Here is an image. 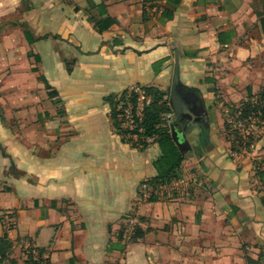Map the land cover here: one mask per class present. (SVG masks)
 Segmentation results:
<instances>
[{"label":"crops","instance_id":"0c3cea01","mask_svg":"<svg viewBox=\"0 0 264 264\" xmlns=\"http://www.w3.org/2000/svg\"><path fill=\"white\" fill-rule=\"evenodd\" d=\"M259 11L251 0H0V264H247L264 243V120L242 150L226 122L264 86ZM176 55L196 112L169 121L193 153L143 195L158 143L123 139L105 97L134 86L169 97Z\"/></svg>","mask_w":264,"mask_h":264},{"label":"trees","instance_id":"16d2710c","mask_svg":"<svg viewBox=\"0 0 264 264\" xmlns=\"http://www.w3.org/2000/svg\"><path fill=\"white\" fill-rule=\"evenodd\" d=\"M263 11H259L261 14ZM261 23L264 26V19L261 18ZM45 80V78H43ZM46 87L50 88L49 84L46 83ZM140 88L151 91L152 98L149 102L143 101L142 116L135 118V124L132 128H123L121 126L122 121L118 119V110L115 107V97L121 94V96H126L128 89L124 90L119 94H111L105 97L111 106V119L116 130L122 134L125 133L135 134L137 136V142L141 149H144L148 145L146 137H155V141L158 143L160 153L153 160V165L157 171L154 178L145 181L151 186V188H157L160 185L169 183L172 179L178 177V170L182 160L184 159L180 147L176 144L172 128L170 123L173 121H168L167 117L164 115L172 111V107L169 102V97L166 92H163L154 87L141 86ZM56 94V91H49V96ZM132 96L136 101L137 92L132 91ZM235 120H247L249 117H253V113H258V121L264 120V86L259 92L257 99L255 101L247 100L242 104V107L234 108L233 110ZM2 118V116H1ZM258 124V123H257ZM227 125V122H226ZM227 140L229 135H226ZM255 135L249 134L246 140V147H249L255 140ZM125 137L123 136V139ZM238 141L241 142L242 138L238 136ZM133 143V142H132ZM135 145V143H133ZM240 145V144H238ZM232 148L236 145L231 141ZM257 175L259 176L262 184L264 185V166L261 170H257ZM264 204V196L261 197ZM137 231V229H136ZM136 235V234H135ZM3 245L9 247L10 243L3 240ZM260 248V246H259ZM1 258L5 257L4 252H0ZM244 258L247 264H264L262 260L263 254L258 252L256 256H250L246 252Z\"/></svg>","mask_w":264,"mask_h":264},{"label":"rangeland","instance_id":"374dc122","mask_svg":"<svg viewBox=\"0 0 264 264\" xmlns=\"http://www.w3.org/2000/svg\"><path fill=\"white\" fill-rule=\"evenodd\" d=\"M251 5L257 7L259 10L264 12V0H251ZM140 94H144L146 97L145 100H151L152 98V93L151 91L145 90L140 88ZM141 100H143L142 97L140 98H133L132 94L126 95V96H121V94L116 95L115 97V107L116 110H118V119H121L122 121H125L127 126L131 123V110H134V106L136 105V102L140 103ZM141 107V105H140ZM141 112V108L138 109ZM165 116V115H164ZM248 124L245 123L244 121H239V120H234L232 119L229 124H227V130L226 133L229 135L228 141L231 143L233 141V144L236 145L240 150L246 148V140H247V133L243 128H247ZM254 128L256 130V135L258 136L260 133L261 126H259V121L258 125H254ZM238 136L242 138V141H238ZM244 136V137H243ZM240 144V145H238ZM259 245V244H258ZM257 245V251L255 252V256L258 252H261L263 254L262 260L264 261V243L259 245L260 248Z\"/></svg>","mask_w":264,"mask_h":264},{"label":"water","instance_id":"95a60500","mask_svg":"<svg viewBox=\"0 0 264 264\" xmlns=\"http://www.w3.org/2000/svg\"><path fill=\"white\" fill-rule=\"evenodd\" d=\"M179 74H178V57H175L174 74L172 79V86L169 94V102L175 116H188L190 119L194 117V110L190 108L178 92ZM202 113V111H199ZM172 134L176 144L180 147L183 156H188L193 153L190 140L183 132L182 125L179 122H171Z\"/></svg>","mask_w":264,"mask_h":264},{"label":"built area","instance_id":"2783aa9c","mask_svg":"<svg viewBox=\"0 0 264 264\" xmlns=\"http://www.w3.org/2000/svg\"><path fill=\"white\" fill-rule=\"evenodd\" d=\"M132 91H135L137 92V98H140L142 97L143 100H141L140 103L136 102V105L134 106V110H131V123L127 126V124L125 123V121H122V124H124L126 127L124 128H132L135 124V118L138 116H142V109H143V101H146V102H149V100H145L146 96L144 94H140V87L139 86H134L132 88H129L128 89V93L126 95H129L132 94ZM141 105V107H140ZM139 108H141V112L138 110ZM167 116V120L169 121V113L166 114ZM258 115H259V112L258 113H253V117H249L247 120H239V121H244L245 123L248 124L247 128H243V130H245V132L247 133V136L249 134H252V135H256V130L254 128V125H258ZM147 138H150V137H146V140ZM148 141V140H147ZM151 186L149 184H147L146 182H143L141 184V189H140V193L143 194V195H147L148 194V189L150 188ZM136 223H135V218L131 217L127 220V223L126 225H124L123 229H122V233H121V239L124 241V242H129L130 240H132L134 237H135V234H136Z\"/></svg>","mask_w":264,"mask_h":264},{"label":"flooded vegetation","instance_id":"af4514ba","mask_svg":"<svg viewBox=\"0 0 264 264\" xmlns=\"http://www.w3.org/2000/svg\"><path fill=\"white\" fill-rule=\"evenodd\" d=\"M175 122V121H174Z\"/></svg>","mask_w":264,"mask_h":264}]
</instances>
